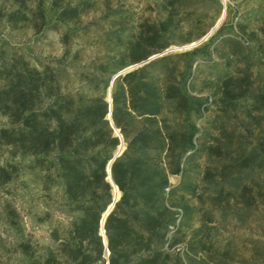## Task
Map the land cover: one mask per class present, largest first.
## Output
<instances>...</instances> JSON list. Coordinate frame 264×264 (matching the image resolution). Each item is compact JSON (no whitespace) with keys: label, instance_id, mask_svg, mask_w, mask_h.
<instances>
[{"label":"rangeland","instance_id":"1","mask_svg":"<svg viewBox=\"0 0 264 264\" xmlns=\"http://www.w3.org/2000/svg\"><path fill=\"white\" fill-rule=\"evenodd\" d=\"M0 264H264V0H0Z\"/></svg>","mask_w":264,"mask_h":264},{"label":"trees","instance_id":"2","mask_svg":"<svg viewBox=\"0 0 264 264\" xmlns=\"http://www.w3.org/2000/svg\"><path fill=\"white\" fill-rule=\"evenodd\" d=\"M74 166V165H73ZM104 170H105V167L103 168ZM80 171H78L77 170V168L74 166V167H70L69 169H68V173H67V179L69 180V192H71V194H72V189H73V187H74V185L72 184L73 182H76V183H79V181H82V180H84V179H86V180H90L91 178H93L94 177V173L92 172V170L91 169H89V175L87 176V175H84V177H82V175L83 174H81L80 175ZM105 173L103 172L102 173V177L103 176H105L104 175ZM72 182V183H71ZM90 183V182H89ZM104 186H106V188L108 187L109 188V186H108V184L107 183H104ZM89 189L90 190H92V196H94L95 194H96V191H97V187H95V186H93L92 184H91V186H89ZM122 189L124 190L125 188H124V185H122ZM125 191V190H124ZM124 195H126V191L124 192ZM99 216V215H98ZM93 219V221L91 222V220H89V221H86L87 222V224H86V230H87V228L89 227V229H90V231H93L94 232V235L95 234H97V230H98V224H97V217H95V215H94V217L92 218ZM96 219V220H95ZM90 225V226H89ZM85 227H84V229H85ZM77 228V227H76ZM98 240H99V244L101 245V240H100V237H98Z\"/></svg>","mask_w":264,"mask_h":264},{"label":"water","instance_id":"3","mask_svg":"<svg viewBox=\"0 0 264 264\" xmlns=\"http://www.w3.org/2000/svg\"><path fill=\"white\" fill-rule=\"evenodd\" d=\"M223 17H224V15L221 17L219 23L223 20ZM217 25H218V24H217ZM216 28H217V26H215V27L212 29V31H211L208 35H206V36L203 37L202 39L198 40L197 42L192 43V44L186 46L185 48H186V49H191V48H194V47L198 46V45L201 44L204 40H206V39L209 37V35H210L211 33H213V31H214ZM134 67H135V66L129 67V68L123 70L121 73H128V72L131 71ZM119 153H120V152H117V155H118ZM115 158H116V157H114V158L111 160V162H110V164H109V167L111 166V164L113 163V161L115 160ZM115 203H116V201H114L113 204H112V205L108 208V210L105 212V214H104V216H103V218H102V224H104V222H105L107 216L110 214V212H111L112 208L114 207Z\"/></svg>","mask_w":264,"mask_h":264}]
</instances>
